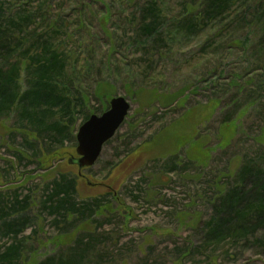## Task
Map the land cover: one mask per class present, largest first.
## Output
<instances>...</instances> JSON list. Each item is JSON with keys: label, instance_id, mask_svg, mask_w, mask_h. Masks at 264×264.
Here are the masks:
<instances>
[{"label": "rangeland", "instance_id": "obj_1", "mask_svg": "<svg viewBox=\"0 0 264 264\" xmlns=\"http://www.w3.org/2000/svg\"><path fill=\"white\" fill-rule=\"evenodd\" d=\"M151 1L110 0L109 14L94 1L79 28L77 0H51L44 14L42 0H0L4 25L35 17L10 43L56 19L65 23L53 43L80 71L82 87L92 86L85 112L99 115L115 96L130 104L95 164L81 170L68 160L78 157L82 113H74L63 141L50 145L47 136L17 129L14 108L2 116L0 209L12 205L14 194L28 202L21 211L15 205L6 216L0 212V225L18 217L29 223L17 236L0 231V253L23 238V264L47 257L69 264H264V222L235 238L208 236L220 197L239 183L242 165L264 171L261 25L236 16L251 2L233 1L204 18L205 0H157L162 32L144 40L139 9ZM249 8L264 11V5ZM27 62L20 63V92L27 88ZM25 141L35 144L36 156ZM63 173L75 179L76 201L101 200L86 221L69 215L65 225H55L59 218L42 206L51 181ZM241 185L246 191L252 183Z\"/></svg>", "mask_w": 264, "mask_h": 264}, {"label": "trees", "instance_id": "obj_2", "mask_svg": "<svg viewBox=\"0 0 264 264\" xmlns=\"http://www.w3.org/2000/svg\"><path fill=\"white\" fill-rule=\"evenodd\" d=\"M50 1L42 0V5L39 7L42 14L45 13ZM94 1L104 6L105 14H109L110 0H77L81 9L76 19L77 27H83L85 23L83 11ZM116 1H126L127 4L141 2V0ZM205 1V5H202L204 18L206 16L211 18V15L220 14L233 1L242 2V4L251 2L244 11L236 13V16L247 26H250V23H260L262 33V44H260L264 52V11L259 13L253 11V14H251V8H249V6L254 9L256 6L264 5V0ZM188 6L184 7V10L187 11L188 16H191V8ZM157 7V0H152L148 5L140 6L139 22L142 32L140 36L144 40L156 39L162 32L159 27L160 15ZM41 17L42 22L45 23V16L42 15ZM34 19L35 17L30 14L16 21L10 19L4 25L5 19H2L0 15V120L4 114L14 108L20 120L17 128L19 131L24 133L28 131L40 138L47 136L50 141L48 145L51 143L60 144L66 137L64 131L69 129L74 113L83 114L82 122L91 115L85 112V107L92 86L89 85L88 89L82 87L83 82L79 75L80 71L76 69V65L70 66L68 53L65 50H58L56 44L53 43L65 24L60 19H56L52 26L47 24L49 27L41 33H37L34 29L25 31L21 39H16V43H10L15 40V30L21 27L20 31L22 32L23 22H32ZM23 59L28 61L25 69L28 77L26 79L27 88L20 92V63ZM89 66V64H86L87 69H89ZM92 93H94V90ZM52 116H57V118L51 121ZM45 132H47L46 135H44ZM25 146L34 150L32 154L36 156L37 150H35L34 143L25 141ZM172 160L173 158H171V162ZM166 164H170L172 167L175 166V163ZM237 177L239 183L234 189H230L220 197L219 208L217 209L218 216L213 217L209 223L211 225L208 236L218 240L225 236L235 238L241 230L246 231L247 228H254L264 222V171L255 163L246 162L238 171ZM243 181L252 183L246 191L242 190L241 184ZM51 184L53 189L47 198L42 201V206L48 209L49 214L59 218L54 219L55 225L60 224V222L65 225L66 218L69 215H73L78 220L84 219L86 221L88 217L101 209L100 199L76 201L74 197L75 179L70 174H60L58 179L54 178L51 181ZM27 202L28 196L23 201H18L17 195L14 194L12 205L9 207L4 205L0 212L6 216L9 210L14 209L15 205H19L15 211H21L27 205ZM28 223L29 221L25 217L14 218L8 222H3L0 225V231L14 233L17 236ZM65 232L68 231L64 230L61 233ZM13 241L14 243L11 246L0 253V264H23L25 261L22 258L25 241L23 238H14ZM71 262L59 259L55 261L53 257H47L38 264H69Z\"/></svg>", "mask_w": 264, "mask_h": 264}, {"label": "water", "instance_id": "obj_3", "mask_svg": "<svg viewBox=\"0 0 264 264\" xmlns=\"http://www.w3.org/2000/svg\"><path fill=\"white\" fill-rule=\"evenodd\" d=\"M130 104L122 96L110 99L108 108L101 114H91L82 122L75 135L77 158L68 160L79 170L95 164L100 156L103 145L109 141L124 122Z\"/></svg>", "mask_w": 264, "mask_h": 264}]
</instances>
